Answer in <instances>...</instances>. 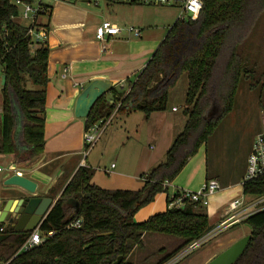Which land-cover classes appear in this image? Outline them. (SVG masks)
<instances>
[{"label": "trees", "instance_id": "obj_1", "mask_svg": "<svg viewBox=\"0 0 264 264\" xmlns=\"http://www.w3.org/2000/svg\"><path fill=\"white\" fill-rule=\"evenodd\" d=\"M14 1L0 0V71L6 77L1 92L0 154L19 156V162L26 163L45 151L50 47L47 43L34 47L30 26L23 24L21 9ZM21 1L29 5L35 2ZM202 3L197 20L177 19L129 92L113 87L85 120L86 131L115 113L128 117L138 112L148 120L152 114L167 110L169 89L186 74L187 122L168 150L165 163L142 175L143 186L137 191L102 189L92 183L94 170L80 167L39 228L42 244L21 252L34 232L0 228V264H114L119 258L120 264H133L134 252L143 249L144 238L151 235L181 241L157 263L165 264L210 234L209 217L198 204L167 208L145 222L135 221L139 210L158 195L167 194L165 184L172 183L188 161L207 148L221 122L233 111L242 80L253 74L240 48L264 14V0ZM42 17L47 23L37 22V31L49 29L51 8ZM30 85L34 89H29ZM243 190L245 196L264 197V178L246 184ZM77 219L82 220V227L69 228ZM240 224L250 227L251 240L235 264H264V209ZM49 232L53 236H48Z\"/></svg>", "mask_w": 264, "mask_h": 264}, {"label": "crops", "instance_id": "obj_2", "mask_svg": "<svg viewBox=\"0 0 264 264\" xmlns=\"http://www.w3.org/2000/svg\"><path fill=\"white\" fill-rule=\"evenodd\" d=\"M92 2L95 3L96 7L100 6L98 0L53 2L54 6L47 4L51 8V17L49 29L47 30L49 36L46 41L50 47V55L48 63L49 84L47 86L45 110V151L40 157L26 163L19 162V156L0 154V163L2 164L0 165V169H2L0 172V201L7 200L12 196H15L16 199L33 197V195H30L21 188L4 185L8 178L13 175L19 174L35 182L37 184V191L34 196L39 198L48 197L57 201L80 167H90L93 169V163L88 162L92 149L96 148L95 146L103 140V143L105 142L106 144L104 147H101L105 150L112 136L110 134L105 137V140L103 138L112 129L113 123L121 122L130 116L125 117L115 113L106 126L99 142L89 153L86 152V155L84 143V134L86 132L85 119H79L75 116V108L79 96L95 80L110 81L113 87L119 89L120 92L128 93L132 84L136 82L160 46L158 44L164 41L168 31L174 25V23H171L172 21L169 17L157 18L156 13L150 12V9H154L151 8L152 5H118L120 3L105 1L107 11L97 13L91 8ZM104 22L116 25L121 31L120 34L117 36H107L104 41L99 40L97 28ZM38 23L45 24L47 23V19L41 17L38 19ZM158 26L165 28L161 39H155L154 35ZM131 28L139 30L140 35L136 36L134 31L130 30ZM1 78L2 73L0 71V82ZM1 92L2 90L0 89ZM2 104L3 100L0 103V146L2 143L1 129L3 127ZM174 108L177 107H172L168 104L165 112L154 113L148 120L144 117L145 124L154 116L160 117V120L162 119L163 121L168 120L165 129L167 135L164 139V142H167L163 149L165 150V154H167L176 138L183 132L187 122L186 116L184 123L176 120L175 115L179 114L180 109L173 111ZM253 144L254 141L240 174L231 179L223 177V171L219 163L217 164L215 161L214 165H211L207 148H204L206 150L204 156L205 182L213 180L219 183L221 190L215 195L230 190L237 195L241 196L242 194L236 200L243 199L244 203L247 204L246 208L249 207L250 202L247 203L245 198H243L245 195L242 182L246 174L247 163ZM159 157L160 155L155 156L153 161ZM60 160H65V163L58 167V169L56 168L55 170L53 168L51 169L53 171H49V167L54 166ZM67 161L72 164L70 165L69 172L65 173ZM160 162V159H158L156 163H153L154 167L152 168L158 167ZM112 165L115 167L112 168ZM112 165L111 170H115L116 165L114 163ZM150 168L138 171L137 174L133 175V178L135 177L139 181V178L141 179L142 176L141 174L147 173L146 175H148ZM108 171L106 173H109ZM10 172L12 174H8ZM119 177L130 176L121 172L119 173ZM92 183L96 185L94 178ZM190 183V181L177 182L176 186H171L170 183L168 191L170 188H172V191L170 195L166 194V209L164 211L160 209L162 208V203L163 207H165L164 197L162 196L159 204L152 205L153 209L142 215L137 213L135 221L142 223L158 212H165L167 210L168 197L174 196L178 192L186 190V188H192L190 187ZM218 197L220 199V196ZM250 197L252 198V196ZM210 205L209 203L207 208ZM209 213L213 217L220 214L216 207L209 211ZM228 215L229 209L219 216V219H222L221 222L225 221ZM210 225L213 228L211 232L218 228V226H213L211 223ZM154 237L146 236L144 238V250L147 249L145 240ZM160 260H157L156 264Z\"/></svg>", "mask_w": 264, "mask_h": 264}, {"label": "rangeland", "instance_id": "obj_3", "mask_svg": "<svg viewBox=\"0 0 264 264\" xmlns=\"http://www.w3.org/2000/svg\"><path fill=\"white\" fill-rule=\"evenodd\" d=\"M47 1H45L46 4L54 6L53 2ZM98 1L100 6L96 7L95 3L92 2V10L97 13L107 11L106 2L104 0ZM118 5H121V3ZM151 8L154 9H150V12L156 13L157 18L169 17L172 24L179 18V6H152ZM22 22L29 26L31 24L30 21L26 22L22 20ZM164 29V27L158 26L154 33L155 39H161ZM240 53L246 66L253 71V74H250L247 79L242 80L233 111L221 122L216 133L209 140L207 147V154L209 155L211 165H214L215 161L217 164L219 163L225 179H231L240 174L253 141L256 140L260 133L264 132V14L258 21L248 41L240 48ZM29 89H34V87L30 85ZM187 91L188 78L186 74H182L174 86L169 89L168 104L180 109L179 114L175 115V118L182 123L185 121ZM1 102L2 94L0 95ZM214 115L215 113L213 112L211 116ZM144 117L142 113L137 112L131 114L128 119L114 122L111 126L112 129L103 138L105 140L106 136L110 134L112 136L105 150L101 147H104L106 144L105 142L103 143V140L102 142L98 141L99 143L97 142L96 148L92 149L88 162L93 163L94 182L98 187L106 190H140L143 185L142 180L139 178L138 181L135 177L133 178V175L137 174L138 171H143L144 168L151 167L148 171V174H150L156 168V166L152 168L154 167L153 163H156L158 159L161 161L160 164L165 163L166 154L163 149L167 142H164V139L167 135L165 129L168 120L163 121L162 119L160 120V117L154 116L145 124ZM205 151L202 148L188 161L187 165L173 181L175 184L172 182L171 186H176L177 182L190 181V187L192 188H186V190L194 192L202 190L206 183L204 167ZM159 155L160 157L153 161L155 156ZM64 163L65 160L56 162L54 166L49 167V171H53L51 170L53 168L55 170L56 168L58 169ZM113 163L116 165L115 170H111ZM71 164L68 161L66 162L67 169L64 170L65 173L69 172ZM0 165L2 164L0 163ZM107 171L109 173H106ZM121 172L130 177H119V173ZM60 183L62 182L60 181ZM171 191L172 188H170L167 195H170ZM231 191L218 193L214 197L209 198L211 205L209 208L205 207L204 210L209 215V221L213 226L220 227L222 219H219V216L229 209L230 203L242 196V194L240 196ZM167 195L166 193L158 195L153 203L143 207L138 213L142 215L153 209L152 205L159 204L162 196L164 197L165 207H163L162 203V208L160 209L164 211L166 209ZM218 196H220V199ZM243 198H245L247 203L254 199L250 196H243ZM214 207L220 213L216 217H213L209 213ZM250 233V227L244 224L230 227L219 231V233H210L206 237V243L200 248L184 256L182 254L185 251L180 252L173 260H178L176 264H208L235 242L250 235ZM150 237L154 238L145 240L147 249H137L134 252L135 254L131 259L133 264H156L157 260L168 256L177 247V244L181 243L178 239L164 235H151ZM233 239H235L234 242H232ZM160 250H164V252L159 254L158 251Z\"/></svg>", "mask_w": 264, "mask_h": 264}, {"label": "built area", "instance_id": "obj_4", "mask_svg": "<svg viewBox=\"0 0 264 264\" xmlns=\"http://www.w3.org/2000/svg\"><path fill=\"white\" fill-rule=\"evenodd\" d=\"M46 0H35L32 5L24 4L21 0H15L13 3L16 7L21 9V20L23 21H30V30L29 36L32 39L34 47L45 44L49 32L47 30H40L37 31L36 24L38 19L42 17L48 11V5L45 3ZM68 0H48L47 2H66ZM97 1V0H95ZM117 3L121 4H128V5H145V6H179L180 20H188L191 19L193 21L197 20L202 8L203 3L202 0H112ZM134 31L136 36L140 35L139 30L130 29ZM120 29L116 26L111 24L110 22H104L97 28V37L99 40L104 41L107 36H117L120 34ZM65 77V76H64ZM173 111H177V108H174ZM113 117V116H112ZM112 117H110L106 122L101 124L95 125L94 127L90 128L84 134V143H85V153L90 151L100 140L102 134L106 126L111 121ZM87 155V153H86ZM115 166L112 165V168ZM2 169H0V172ZM264 178V132L260 133L256 140L254 141L251 154L248 159L247 163V170L244 176L242 186H244L250 182H253L258 179ZM169 183H166L165 186L169 187ZM221 190V187L218 182L216 181H209L207 182L202 190L198 192H192L188 190H183L171 196L168 201L167 208L168 209H183L187 204H198L202 207H207L209 205V198L214 196L217 192ZM254 200L249 203V207L246 208L243 199H238L230 203L229 205V215L225 221H223L220 227L216 228L211 234L219 233V231L226 230L230 227H233L237 224H240L243 220H245L250 215L263 210L264 209V197H254ZM82 220L77 219L75 220L69 228H81L82 227ZM209 235V234H208ZM208 235L206 237H208ZM48 236H53V232H49ZM206 237L203 239L191 244L189 247L184 249L182 252V256L200 248L202 245L206 243ZM44 242V238L39 231V228L34 231L31 237L25 242V244L21 248V252H27L32 250L34 247L39 246ZM178 255V254H177ZM176 255V256H177ZM175 256V257H176ZM174 257V258H175ZM178 260H169L165 264H176Z\"/></svg>", "mask_w": 264, "mask_h": 264}, {"label": "water", "instance_id": "obj_5", "mask_svg": "<svg viewBox=\"0 0 264 264\" xmlns=\"http://www.w3.org/2000/svg\"><path fill=\"white\" fill-rule=\"evenodd\" d=\"M5 86L6 77L2 76L0 89L3 90ZM112 88L113 85L110 81H93L83 90L77 100L75 108L76 118L86 120L97 101L108 94ZM4 185L21 188L33 195V197L16 199L15 196H12L7 200H1L0 228L4 227L17 232H34L40 228L57 201L48 197L39 198L34 196L37 191V184L19 174L8 178ZM250 240L251 235L238 240L208 264H235L244 254ZM121 261L122 258H119L114 264H120Z\"/></svg>", "mask_w": 264, "mask_h": 264}]
</instances>
